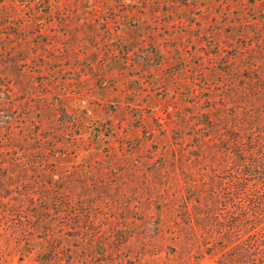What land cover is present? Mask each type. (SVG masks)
<instances>
[{
    "label": "rangeland",
    "instance_id": "rangeland-1",
    "mask_svg": "<svg viewBox=\"0 0 264 264\" xmlns=\"http://www.w3.org/2000/svg\"><path fill=\"white\" fill-rule=\"evenodd\" d=\"M5 2L1 132L11 122L18 137L34 138L24 147L40 148L46 167L85 176L77 183L89 184L83 190L94 194L98 221L121 220L130 204L152 193L150 170L173 165L180 115L192 126L183 146L205 139L208 162L198 160L197 172L211 173L223 132L200 123L213 118L224 127L249 104L264 111V0ZM16 222L0 219V264L37 263L32 253L19 260L25 249L6 240ZM97 256L94 264H107ZM215 259L206 255L203 264Z\"/></svg>",
    "mask_w": 264,
    "mask_h": 264
},
{
    "label": "trees",
    "instance_id": "trees-1",
    "mask_svg": "<svg viewBox=\"0 0 264 264\" xmlns=\"http://www.w3.org/2000/svg\"><path fill=\"white\" fill-rule=\"evenodd\" d=\"M254 106L232 114L224 127L213 118L200 123L218 136L223 132L211 153V173L205 167L197 172L208 162L205 139L183 146L192 126L180 115L172 129L180 139L171 148L173 165L150 170L154 190L123 210L119 221H98V203L89 200L94 194L83 190L89 184L77 183L85 176L46 167L40 148L24 147L34 138L18 137L11 122L4 132L0 127V219L19 221L6 240L25 249L19 260L37 257L33 264H94L97 247V259L107 264H203L206 255L216 256L214 264H264V111L253 112ZM160 157H167L166 148ZM97 177L92 184L100 183Z\"/></svg>",
    "mask_w": 264,
    "mask_h": 264
}]
</instances>
